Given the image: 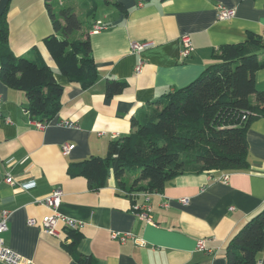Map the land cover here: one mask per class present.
<instances>
[{"label": "crops", "instance_id": "1", "mask_svg": "<svg viewBox=\"0 0 264 264\" xmlns=\"http://www.w3.org/2000/svg\"><path fill=\"white\" fill-rule=\"evenodd\" d=\"M93 2L97 11V1ZM101 2L107 6L101 17L96 11L94 18L87 17L82 7L86 20L74 37L89 39L97 70L96 82L82 89L59 73L43 43L54 32L47 4L53 12L64 6L54 10L53 0H0L10 51L17 57L39 53L64 87L60 110L37 130L26 110L25 94L0 81L2 114L8 120L0 123V213L9 212L1 235L4 245L20 255V264H80L70 252V229L62 223L56 235L40 229L43 217L50 215L40 201L59 189V213L81 224L76 229L81 238L72 251L94 264H226L227 243L264 207V116L247 127L248 167L241 171L186 173L160 193L128 194L118 189L111 171L105 186L91 191L85 178L70 177L67 170L91 156L104 157L111 141L129 134L130 120L144 117L148 103L186 86L213 64L218 47L243 43L249 34L264 40V0ZM218 5L233 9L234 15L217 19ZM96 22L104 29L93 33ZM183 35L192 44L188 58L181 56ZM131 43L146 46L134 51ZM259 56L264 58V50ZM138 62L142 69L134 74ZM111 80L127 86L106 98L105 83ZM255 81L261 89L264 67ZM65 120L77 129L57 125ZM63 144L74 146L68 155L60 153ZM223 174L229 175L227 181L221 180ZM6 175L15 185L3 181ZM144 205L149 207V224L134 211ZM29 219L37 226H28ZM112 233L130 234L132 239L121 243L111 238ZM200 239L202 251L196 250ZM258 260L264 264V249Z\"/></svg>", "mask_w": 264, "mask_h": 264}, {"label": "trees", "instance_id": "2", "mask_svg": "<svg viewBox=\"0 0 264 264\" xmlns=\"http://www.w3.org/2000/svg\"><path fill=\"white\" fill-rule=\"evenodd\" d=\"M47 7L54 32L43 38V43L53 64L68 82L82 89L92 87L97 70L89 39L73 37L82 31L83 23L71 6L56 12L49 4ZM82 7L87 17L94 16L93 0H85ZM4 14L0 15V81L25 94L30 119L51 121L60 110L64 87L39 53L17 57L10 51ZM263 50L262 37L252 34L243 43L218 47L212 54L215 62L200 76L148 103L144 117L132 118L129 134L111 141L104 157L91 156L71 164L68 176L85 178L89 190L96 191L105 186L111 171L118 189L128 194H152L162 192L170 181L186 173L246 169L245 132L253 119L264 116V85L260 89L255 81V74L264 67V58L259 56ZM125 86L124 81H107L105 97L120 94ZM68 237L74 259L94 264L72 251L80 233L72 229ZM263 246L264 207L229 240L226 264H258Z\"/></svg>", "mask_w": 264, "mask_h": 264}, {"label": "built area", "instance_id": "3", "mask_svg": "<svg viewBox=\"0 0 264 264\" xmlns=\"http://www.w3.org/2000/svg\"><path fill=\"white\" fill-rule=\"evenodd\" d=\"M234 10L231 8H226L224 6H220L218 5V10H217V19L222 20V21H226L229 20V18H231L234 15ZM104 29V26L101 25V23L96 22L94 23L91 32L95 33L98 32L100 30ZM180 46L182 47L181 50V56L183 58H188L192 52V44H191V40L189 38L188 35H183L180 38ZM146 44L144 43H131L130 44V48L134 51H140L141 49H143V47H145ZM142 69V63L138 62L135 65L134 68V74H138L141 72ZM2 99L0 97V123L3 122H8V120H6V118L3 117L2 114ZM48 123H50V121L48 122H41L38 120H32L31 124L35 127V129L37 130H43L44 127H46L48 125ZM58 126L61 127H65V128H73V129H77L76 124L70 121H60L57 124ZM73 145L71 144H63L61 146V152L63 155H68L69 152L73 149ZM228 174H223L221 176V180L222 181H227L228 179ZM3 181L8 184V185H15V182L12 181L11 177L9 175H6L3 179ZM51 193L45 197L44 199H42L40 201L41 205H44L45 207H47L50 210V215L43 217L41 224H40V229L41 231L50 234V235H56V230L57 226L59 223L64 224V226L67 229L70 230H76L78 227H80V223L74 222L71 219H68L66 217H63V215H61L58 211L59 208V203L61 202V192L59 191V189H53L52 191H50ZM181 203L183 205H185L187 203L186 199H181ZM136 215L146 221V223H150V217H149V207L147 205H144L142 208H138L135 207L134 208ZM8 218H9V212L4 210L1 211L0 213V263L3 264H20L21 263V257L18 253H16L14 250H12L10 247L4 245L3 239L1 237V235L7 230V222H8ZM27 225L31 226V227H35L37 226V223L34 219H29L27 221ZM111 238L114 240H118L121 243L126 242V239H132V236L130 234H120V233H112ZM196 250H204V242L200 239L197 244H196Z\"/></svg>", "mask_w": 264, "mask_h": 264}, {"label": "rangeland", "instance_id": "4", "mask_svg": "<svg viewBox=\"0 0 264 264\" xmlns=\"http://www.w3.org/2000/svg\"><path fill=\"white\" fill-rule=\"evenodd\" d=\"M53 1H54L53 3L54 10H57L59 5H62L64 7L71 6L74 9L75 13L77 14L78 18L80 19V21L82 23L85 22L86 18L84 16V12H83L84 10L82 9V5H81L83 0H53ZM96 1L98 4V10L96 11V16L101 17L103 16L102 10L106 9L107 6H105L101 2V0H96ZM76 33L77 32L73 34V37L76 36Z\"/></svg>", "mask_w": 264, "mask_h": 264}]
</instances>
